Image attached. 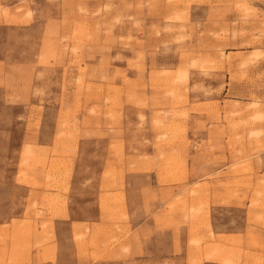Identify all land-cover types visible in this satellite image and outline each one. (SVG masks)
I'll return each instance as SVG.
<instances>
[{
  "label": "rangeland",
  "instance_id": "374dc122",
  "mask_svg": "<svg viewBox=\"0 0 264 264\" xmlns=\"http://www.w3.org/2000/svg\"><path fill=\"white\" fill-rule=\"evenodd\" d=\"M0 224V264H264V0H0Z\"/></svg>",
  "mask_w": 264,
  "mask_h": 264
},
{
  "label": "crops",
  "instance_id": "0c3cea01",
  "mask_svg": "<svg viewBox=\"0 0 264 264\" xmlns=\"http://www.w3.org/2000/svg\"><path fill=\"white\" fill-rule=\"evenodd\" d=\"M137 122V121H136ZM190 123V122H189ZM137 124V123H136ZM191 130V129H190ZM148 135H149V133H147ZM150 135H152L151 137L153 138L154 137V133H152V134H150ZM197 137V134L195 133V131H190L189 132V138L190 139H195ZM106 173V169H105V167H102V168H99V169H93L92 171H79V170H77L76 171V173L74 174V176H73V185L74 186H80L81 184H84L85 182H87V180L89 179V178H92V177H97V181H98V185H99V183L101 182V180H102V178L104 177V174ZM134 175L135 174V172H132V173H128L127 175L129 176V175ZM126 175V176H127ZM86 184V183H85ZM100 186V185H99ZM99 208V207H98ZM56 221H57V223H67V224H69V226L71 227V228H73V225H74V223L75 222H77V221H80V220H77V221H73V219L71 218V214L69 213V218H67V219H64V218H61V217H59L58 219H56ZM81 222V221H80ZM0 225H2V224H0ZM61 256V255H60ZM59 255H58V260H60V257ZM50 263L51 262V260H48L47 261V263ZM36 263V262H35ZM47 263H43V264H47ZM59 263H60V261H59Z\"/></svg>",
  "mask_w": 264,
  "mask_h": 264
},
{
  "label": "bare ground",
  "instance_id": "6f19581e",
  "mask_svg": "<svg viewBox=\"0 0 264 264\" xmlns=\"http://www.w3.org/2000/svg\"><path fill=\"white\" fill-rule=\"evenodd\" d=\"M225 242L227 241V240H224ZM224 241H222V242H224ZM222 245V244H221Z\"/></svg>",
  "mask_w": 264,
  "mask_h": 264
}]
</instances>
